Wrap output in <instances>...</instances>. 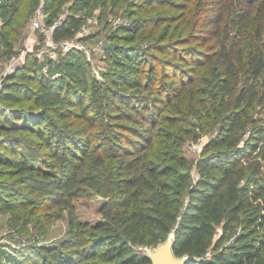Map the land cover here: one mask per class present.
Returning <instances> with one entry per match:
<instances>
[{
    "label": "trees",
    "instance_id": "obj_1",
    "mask_svg": "<svg viewBox=\"0 0 264 264\" xmlns=\"http://www.w3.org/2000/svg\"><path fill=\"white\" fill-rule=\"evenodd\" d=\"M64 1L67 0H3L1 10L10 7L0 28L4 54L14 53L15 42L24 37L25 29L27 34L40 3L44 5L45 22L52 24ZM79 1L90 11L102 7L104 13L109 6L115 12L116 8L130 7L128 0ZM207 2V14L201 21L196 18L191 23L179 16L163 19L142 11L141 16L119 29L130 31L126 39L137 40L139 50L152 48L160 53L175 48L172 45L193 48V40L201 44L212 37L209 26L215 25L214 37L220 33L222 17L218 16L214 0ZM240 2L247 5V10L241 12L243 21L255 25L253 40L245 39L246 34L240 30L230 42L219 38L204 59L196 60L205 66L204 72L199 75L196 71L197 76L190 81L185 74L179 76L178 71L170 74L180 86L163 92L158 104L143 102L135 106L121 91L110 92L113 98L107 97L109 93L92 94L102 88L96 79L90 78L87 71L81 77L69 72L76 66L75 49L63 53L60 59L66 57V68L54 81L41 71L42 63L34 53H28L0 99L9 103L30 100L32 106H10L21 119L1 128L7 132L17 127L33 129L47 151L39 154L41 161L35 163L32 152L19 148L16 136L9 134L0 139V200L5 202L0 204V213L11 207L9 197L14 196L22 205L31 203L29 210L48 221L53 219L51 209L62 206L75 231L70 241L40 246L43 258L31 254L29 264H152L142 247H157L170 237L174 238V253L189 257L187 264H264V0ZM164 22L166 32L160 33V38L152 37ZM78 28L76 14H69L55 28L54 37L59 40ZM137 48L113 44L111 50L131 58ZM156 55L151 56L153 60L158 59ZM172 55L180 58L175 50ZM53 61L54 58L47 60L49 69ZM208 68L209 85L200 86ZM18 76L27 82L17 81ZM120 79L119 85L135 86L125 74ZM10 88L16 90H7ZM116 101L136 110L146 122L144 130L133 127L120 132L126 129L125 124L110 120L117 113ZM163 103L162 110L158 106L151 108ZM52 117L59 121L86 120L91 128L102 132L93 138L92 132L83 131L81 137L74 138ZM180 121L193 123L188 133L194 139L202 133L211 134L194 163L173 150L174 131L182 127L178 125ZM130 134L142 139L134 142ZM99 137L105 141H96ZM130 145L143 148L135 151ZM66 156L72 162L64 160ZM91 160L98 162L91 168L94 171L86 170ZM110 163L113 172L105 176L100 166ZM97 173L106 177L111 186L104 189L105 180ZM49 186L52 190H48ZM92 190L109 198L102 208L104 218L96 224L80 220L75 205L78 197ZM237 226H241L240 230ZM219 228L222 230L216 238ZM23 259L18 264H26Z\"/></svg>",
    "mask_w": 264,
    "mask_h": 264
},
{
    "label": "rangeland",
    "instance_id": "obj_2",
    "mask_svg": "<svg viewBox=\"0 0 264 264\" xmlns=\"http://www.w3.org/2000/svg\"><path fill=\"white\" fill-rule=\"evenodd\" d=\"M141 1L142 0H128L127 5H129L130 2V7L128 6L123 10L122 7L116 8V12L112 11V7L109 6L105 13L103 12L102 7H94L91 12L90 8L84 6V2L79 0H67L61 3L57 17V19H60V24L69 14H76L79 24V28L76 29L74 33H70L59 39L74 41L76 42V45H78L75 49L77 61L76 66L69 72H73L77 76L81 77L82 72L87 71L90 78L96 79L98 85H102V88L98 89L99 91L94 90L92 94H96L97 92L109 93L107 94V97L112 96L113 98L114 94L110 92L121 91L124 96L127 98L129 97L127 100H130V102H132L135 106H138L143 102L145 104H148L149 102L158 104V99L163 92L167 93L171 91L173 87L179 88L180 86L179 82L170 78V74L178 71L179 76L185 74L186 78H188L187 80L190 81L191 78L193 79L197 76L196 71H198L197 73H199V75L204 72L205 66L199 65L196 60L204 59V55L209 52L212 46L216 45L219 38L226 39L227 41L229 40L230 42L232 35L236 31L240 30L244 31L246 34V37H244L245 39H249V41L253 40L255 25L251 22L246 24L245 21H243L241 13L247 10L246 3H241V0H214L218 16L220 18L222 17L219 35L214 37L213 28L215 25H211L209 27L212 29L210 33L213 38L210 37L208 41L204 39L201 44L200 42L197 43L196 40H193L191 43L195 45L193 48L186 49L180 48L177 45H172V47L175 48H170L166 52L160 53H156V51L152 48H143V50H139L137 48V40L129 41L128 38L126 39L125 35L129 34L130 31L120 30L119 28L121 26H126L132 19L137 18V16H141L142 11L143 14H156L154 17L163 19H171L173 16H179L181 20L188 18L189 22L194 23L196 18L201 21L203 16H206L208 5L207 0H145L146 2L144 1L142 5H139L141 4ZM9 10L10 7L4 9V11L0 10V28L2 22L9 13ZM132 10H135L137 13L133 14ZM166 22H164L161 26V30L157 31L158 34L152 37L160 38V33L166 32ZM28 33L29 26L27 27V34L25 29L24 37L15 42L14 53L12 55L4 54V47L1 42L2 36H0V55L4 56L5 62H8L9 60L13 61L15 56L23 53L25 50V38L28 36ZM114 34H116L117 37H114ZM113 44H119L121 46L131 45L137 49H134L136 52H132L131 58H128L121 53L111 50ZM173 50L180 55V58H176L172 55ZM153 54H157V57L159 56L157 60L152 59L151 56ZM63 55V51L61 50L54 58V61L51 62V69L45 72L53 81L61 69L63 67L66 68V64L64 62L66 57L63 60L60 59L61 57H64ZM80 58L84 59L85 62L83 61V63H80ZM39 61L49 66L47 60ZM25 62L26 59L3 81L0 87V97L6 91L5 86L9 79H11L12 76L18 72V69ZM41 71L44 73L42 65ZM210 72L211 69L208 68V75L204 73L205 75L202 77L204 80H201V83L199 84L200 86L208 87V81L211 79ZM122 74L127 75L135 86L130 87L127 85H119V81L122 80L120 79ZM16 80L27 82V79L23 76H18ZM76 84V86H79V79L76 80ZM7 90L12 91L16 89L10 88ZM77 91H80L79 88ZM62 92L67 94L65 93V90ZM10 106H13V108L30 107L32 106V103L30 100H20L9 103V101H6L5 99H0V139H3L9 134L16 136L18 138L17 141L19 143V148L32 152V162L38 163L41 161L39 154H45L47 149H43V143H39V136L36 134L35 130L18 129L19 127H17L11 132H7L5 129L1 128L2 125L10 126L12 121L19 122V119H21L18 117L19 115H16L11 111ZM116 106L117 108L115 112L117 113L113 114V117L111 116L112 118L110 120L119 125L125 124L126 129H119L120 132L125 133L128 129L132 130L133 127L139 130H144L143 126L146 125V122L142 121L141 117L136 114V110L133 109L132 106L120 103L119 101H116ZM156 106L162 110L164 103L155 106L153 105L151 108ZM139 108L140 110L142 109L141 106ZM166 110H168V112L170 111L169 109ZM109 112L112 113L113 110L111 109ZM169 114H172V112ZM177 114L178 113L173 112L172 115ZM124 115H128V117L125 118L123 117ZM182 117L184 118V116ZM23 118H25V116H23ZM52 120H56L55 124L57 123V126L59 125L58 127H60V129H64L65 133H73L74 138L75 136L81 137V132L83 131H87L89 133L92 132L91 135H93V138H96L97 136L94 134L102 132L98 131L97 128H91L86 120L79 118H68L59 121L57 118L52 117ZM178 125L182 127L179 129L175 128V141L172 143L173 150L183 154L190 162L194 163L201 154L203 146L210 139L211 134L202 133L200 137L194 139V137L188 133V131L193 129V123H189V121H180ZM196 132L200 131L196 128ZM130 138L134 142L142 139L138 135L133 134H130ZM99 140H102V142L105 141L101 137H99L96 141ZM130 148H132V150L139 151L143 147L139 145L137 147L130 145ZM48 159H50V157H48ZM63 159L71 162L73 160L70 156H66ZM97 166V160H91L90 165L86 167V170L94 171L95 169L91 168H95ZM100 168H103V174L105 176L113 172V166L111 163L101 165ZM97 175L101 179L105 180L104 189L111 186L109 185V181L106 177L100 173H97ZM47 188L48 190H52L53 187L49 186ZM9 198H11V202L9 203L11 207L0 213V264H18L23 257V260H25L24 263L29 264L31 263L29 257L31 254H36L37 257L43 258V255L39 250L40 246L58 245L61 242L73 239L72 237H74L75 231L70 227L68 212L62 206H55L51 209V212H53V219L48 221V219L44 218L39 213L29 210L32 208L31 203L22 205L21 203H18L15 196ZM108 199L107 195L103 192L95 190H92L89 195L78 197L75 200L78 214L77 217L83 222L96 224L99 220L104 218L102 208ZM3 203L5 202L0 200V204ZM18 208L23 209L19 212ZM240 227L241 226H237V230H240ZM221 230L222 229L219 228L216 238L219 237ZM142 249L148 252L155 249V247L148 246L142 247Z\"/></svg>",
    "mask_w": 264,
    "mask_h": 264
},
{
    "label": "built area",
    "instance_id": "obj_3",
    "mask_svg": "<svg viewBox=\"0 0 264 264\" xmlns=\"http://www.w3.org/2000/svg\"><path fill=\"white\" fill-rule=\"evenodd\" d=\"M2 2L3 0H0V10ZM45 16L44 5L41 3L30 21L29 33L25 38V50L21 55L15 56L13 61L9 60L8 62H5L4 56L0 55V87L6 77L25 61L28 53L33 52L38 60L45 61L55 58L61 50L66 53L78 47L74 41L55 39L54 30L60 24V19H56L52 24H47ZM42 70L49 71V66L42 63Z\"/></svg>",
    "mask_w": 264,
    "mask_h": 264
},
{
    "label": "water",
    "instance_id": "obj_4",
    "mask_svg": "<svg viewBox=\"0 0 264 264\" xmlns=\"http://www.w3.org/2000/svg\"><path fill=\"white\" fill-rule=\"evenodd\" d=\"M174 238L170 237L160 243L155 249L148 251L147 255L152 264H187L188 256H177L174 251Z\"/></svg>",
    "mask_w": 264,
    "mask_h": 264
}]
</instances>
